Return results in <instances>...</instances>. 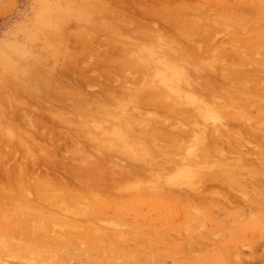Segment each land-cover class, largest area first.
<instances>
[{
    "label": "rangeland",
    "instance_id": "1",
    "mask_svg": "<svg viewBox=\"0 0 264 264\" xmlns=\"http://www.w3.org/2000/svg\"><path fill=\"white\" fill-rule=\"evenodd\" d=\"M1 195L0 264H264V0H0Z\"/></svg>",
    "mask_w": 264,
    "mask_h": 264
},
{
    "label": "bare ground",
    "instance_id": "2",
    "mask_svg": "<svg viewBox=\"0 0 264 264\" xmlns=\"http://www.w3.org/2000/svg\"><path fill=\"white\" fill-rule=\"evenodd\" d=\"M245 10V9H244ZM249 11V10H248ZM246 14V13H245ZM249 14V13H248ZM215 19V18H214ZM218 21H219V19H218ZM243 65V64H242ZM262 70V69H261ZM231 71V70H230ZM263 71V70H262ZM136 73V72H135ZM237 78H238V76H236ZM240 78V77H239ZM238 78V79H239ZM237 80V79H236ZM252 84V83H251ZM25 87V86H24ZM149 93V92H148ZM86 101V100H85ZM153 102V101H152ZM158 106V105H157ZM143 128V127H142ZM244 132V131H243ZM58 138V137H57ZM247 141V140H246ZM69 142V141H68ZM248 146V145H247ZM200 152V151H199ZM258 153V152H257ZM252 154V153H251ZM47 177V176H46ZM47 178H49V177H47ZM10 185V184H9ZM13 186V185H12ZM15 189H16V187H15ZM13 192V191H12ZM4 194V193H3ZM43 195V194H42ZM4 195H1L0 196V199H1V197H3ZM8 197V196H10L9 194H5V197ZM46 196V195H45ZM3 199V198H2ZM6 199V198H5ZM64 210V209H63Z\"/></svg>",
    "mask_w": 264,
    "mask_h": 264
}]
</instances>
